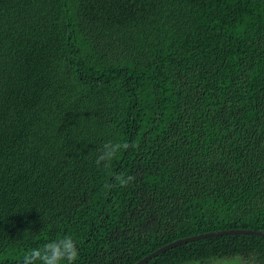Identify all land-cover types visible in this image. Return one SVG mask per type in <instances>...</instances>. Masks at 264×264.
Masks as SVG:
<instances>
[{
	"label": "trees",
	"instance_id": "1",
	"mask_svg": "<svg viewBox=\"0 0 264 264\" xmlns=\"http://www.w3.org/2000/svg\"><path fill=\"white\" fill-rule=\"evenodd\" d=\"M109 141L136 147L97 166ZM225 230L264 232V0H0V264L65 235L75 264H136ZM236 257L264 264V236L144 264Z\"/></svg>",
	"mask_w": 264,
	"mask_h": 264
},
{
	"label": "clouds",
	"instance_id": "2",
	"mask_svg": "<svg viewBox=\"0 0 264 264\" xmlns=\"http://www.w3.org/2000/svg\"><path fill=\"white\" fill-rule=\"evenodd\" d=\"M129 147L135 148L136 145L112 141L105 143L102 149L98 150L96 165L100 166L103 163L104 167L108 168L117 153L121 149L127 150ZM114 179L121 187H127L135 178L131 175L117 174ZM106 187H111V185H106ZM78 257L77 242L71 235H65L25 252L21 264H75ZM239 262L240 258L236 257L232 264H239Z\"/></svg>",
	"mask_w": 264,
	"mask_h": 264
},
{
	"label": "water",
	"instance_id": "3",
	"mask_svg": "<svg viewBox=\"0 0 264 264\" xmlns=\"http://www.w3.org/2000/svg\"><path fill=\"white\" fill-rule=\"evenodd\" d=\"M230 235H259V236H264V232L251 231V230H225V231H221V232H212V233H207V234H203V235H198V236H194L192 238L178 240L174 243L168 244V245L160 248L159 250L149 254L148 256L144 257L142 260L138 261L136 264H144L145 262L149 261L151 258L157 256L158 254H160V253L166 251L167 249H170L173 246L178 245L180 243H185V242H189V241L197 240V239H202V238H206V237L230 236Z\"/></svg>",
	"mask_w": 264,
	"mask_h": 264
}]
</instances>
